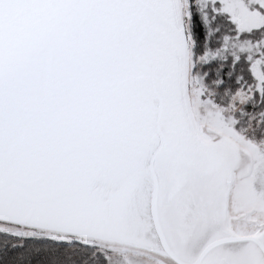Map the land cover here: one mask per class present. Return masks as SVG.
Returning <instances> with one entry per match:
<instances>
[{
	"label": "snow or ice",
	"instance_id": "6c2138e0",
	"mask_svg": "<svg viewBox=\"0 0 264 264\" xmlns=\"http://www.w3.org/2000/svg\"><path fill=\"white\" fill-rule=\"evenodd\" d=\"M264 264V0H0V264Z\"/></svg>",
	"mask_w": 264,
	"mask_h": 264
},
{
	"label": "rangeland",
	"instance_id": "374dc122",
	"mask_svg": "<svg viewBox=\"0 0 264 264\" xmlns=\"http://www.w3.org/2000/svg\"><path fill=\"white\" fill-rule=\"evenodd\" d=\"M122 264H150L147 254L139 249H130Z\"/></svg>",
	"mask_w": 264,
	"mask_h": 264
}]
</instances>
